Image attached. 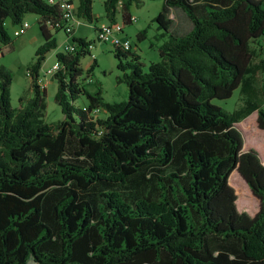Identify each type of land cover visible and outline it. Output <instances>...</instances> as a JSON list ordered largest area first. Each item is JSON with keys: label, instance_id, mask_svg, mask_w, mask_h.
Instances as JSON below:
<instances>
[{"label": "trees", "instance_id": "obj_1", "mask_svg": "<svg viewBox=\"0 0 264 264\" xmlns=\"http://www.w3.org/2000/svg\"><path fill=\"white\" fill-rule=\"evenodd\" d=\"M143 1L104 0V16L118 23L119 4L125 28ZM161 1L136 34L143 41L156 24L157 62L144 70L132 43L111 48L127 101L85 90L96 62L85 77L80 62L95 40L72 36L73 51L55 56L63 119L47 123L38 80L57 48L50 30L62 31L45 23L61 11L45 0H0V58L13 47L6 21L35 15L43 39L26 68L30 96L17 107L13 75L0 66V264H264V80L260 96L255 87L264 59L252 47L264 42V0ZM70 2L95 33L93 0ZM171 12L187 26L175 27ZM236 90L237 110L212 103Z\"/></svg>", "mask_w": 264, "mask_h": 264}, {"label": "rangeland", "instance_id": "obj_2", "mask_svg": "<svg viewBox=\"0 0 264 264\" xmlns=\"http://www.w3.org/2000/svg\"><path fill=\"white\" fill-rule=\"evenodd\" d=\"M101 0H93L92 12L93 15L98 17L96 23L99 22H107L104 14V10L102 7ZM162 1H148L145 0L141 5L135 6L132 5L129 9V13L131 16L135 17L136 21L129 26H125V33L130 37L132 43V50L135 51V47L138 46L139 49H136L137 55L140 57V63L143 64V69L146 70L149 63H154L159 60L157 50L153 47L157 46V41L153 38L156 34V24H151L150 28L147 31V36L145 40L138 42L136 40V34L146 29L148 25H150L151 20L157 16V14L161 11ZM118 14L117 20L121 21L120 13L121 8L120 5H117ZM170 18L173 19V22L176 26H187V22L179 12H171ZM23 22L28 23L29 28L26 29L20 36L15 37L13 35L14 31L19 28V26H12L9 21H6L5 28L7 30L8 35L13 41V47L11 50L3 53V56L0 58V66H4L8 69L13 77L10 88L11 93V105L12 107L18 106V99L21 96H30L27 92L29 88V78L26 74V68L30 65L34 59V53L37 48L43 43L42 36L40 34L38 25H37V16L35 15H26L23 18ZM76 35L83 36L87 40L92 41L95 40L94 29L91 25L87 24L85 21H81L78 26L75 27ZM183 33L182 31H179ZM186 32V31H185ZM52 36L55 38L57 42V48L50 51L46 55L45 62L43 63L42 69L40 71V77L46 81L47 90H46V112H45V121L47 123L56 122L58 120L63 119V115L61 113L60 107L54 102V96L57 91V83L55 80L48 76L47 79L43 78V74L45 71L52 67L55 63V56L57 53L63 52V49L66 45L71 43L69 39L62 32H53ZM150 42L154 44L153 47H150ZM260 46H258V42H254L252 47H255L259 51V57L264 59V42L259 41ZM111 47L104 44H98L95 42L94 48L90 51V55L84 57L80 62V67L84 71L83 77H85V72L90 68L93 61L95 60L96 66L93 68L91 77L92 82L84 83V88L90 94L95 93L98 88L101 89L102 98L104 101L108 103H119L125 102L128 99V89L126 85L117 83L116 78L120 75V73L116 70L117 62L113 57ZM90 80V79H89ZM264 80V75H259L256 78L255 87L258 89V94L260 96V87ZM263 108H264V100ZM212 103L223 108L228 112H233L238 108L243 106V97L239 94V91H234L232 97L225 101L214 100ZM78 107H83L87 105V100L85 97H80L76 103ZM103 114H98L96 116L102 117ZM256 115V114H254ZM252 116V115H251ZM250 118V117H249ZM248 118V119H249ZM256 116L250 119L247 123L254 124ZM245 121V120H244ZM242 121L240 125L244 122ZM244 130V131H243ZM240 131V130H239ZM243 131V133H242ZM241 134L244 139L246 146H248L249 136L248 134H244L246 132V128H242ZM250 134V139L254 138V128L252 127ZM231 184L236 188L237 191L243 190L239 186L236 180H232ZM238 193V192H237ZM239 201V207L243 205V201ZM255 204V203H254ZM253 204V205H254ZM252 205V202H251ZM255 209V205H254ZM242 210V208H241ZM253 210V206H252ZM32 264V263H30Z\"/></svg>", "mask_w": 264, "mask_h": 264}, {"label": "built area", "instance_id": "obj_3", "mask_svg": "<svg viewBox=\"0 0 264 264\" xmlns=\"http://www.w3.org/2000/svg\"><path fill=\"white\" fill-rule=\"evenodd\" d=\"M49 5H56L61 11V19L57 20L53 25L49 22L45 23V26L52 30H60L62 33L67 37H72L74 29L78 26L81 22L75 16V5L70 2V0H45ZM130 21L134 23L136 21L135 17H131ZM5 26V24H4ZM29 28L28 23L23 22L19 28H17L13 35L18 37L23 33L26 29ZM95 42L98 44L108 45L111 48L114 46H119L123 50H130L131 48V41L130 39L124 34V26L122 23H114V24H103L99 25L95 31ZM94 48V43L91 42L87 49L91 51ZM67 52L73 51V44L70 43L66 45L63 49ZM60 68V65L55 62L51 68L47 69L42 76L43 78L46 76H53L54 73ZM38 85L40 89H46L47 83L42 78L38 80Z\"/></svg>", "mask_w": 264, "mask_h": 264}, {"label": "crops", "instance_id": "obj_4", "mask_svg": "<svg viewBox=\"0 0 264 264\" xmlns=\"http://www.w3.org/2000/svg\"><path fill=\"white\" fill-rule=\"evenodd\" d=\"M104 0H101L100 2H103ZM94 16V18H97V19H99L98 17H96L95 15H93ZM117 22L118 23H120L121 21H118L117 20ZM108 23V21L107 22H99L98 21V23L97 24H95V26L96 27H98L99 25H103V24H107ZM93 28H94V26L93 25H91ZM76 29V28H75ZM74 29V32H73V34H72V36L74 37V38H83V39H86L85 37H83V36H79V35H76V30ZM50 33L52 34V31L50 30ZM124 34L128 37V38H130L126 33H125V30H124ZM67 37V36H66ZM71 38L72 37H67V39H69V41H71ZM87 40V39H86ZM70 44V43H69ZM136 49H139L138 48V46H136L135 47V53L137 54V52H136ZM111 50V49H110ZM48 78V76H46L45 77V79H47ZM51 78L53 79V80H55L54 78H53V76H51ZM90 79V80H89ZM47 81V80H46ZM89 81L90 82H92V77H90V78H88L87 80H86V82H85V84L86 83H89ZM47 90V88L45 89V91Z\"/></svg>", "mask_w": 264, "mask_h": 264}]
</instances>
